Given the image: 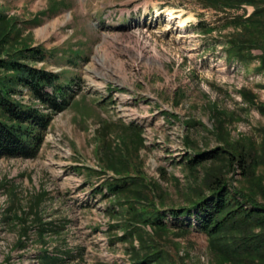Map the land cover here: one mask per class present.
I'll list each match as a JSON object with an SVG mask.
<instances>
[{"label": "rangeland", "instance_id": "obj_1", "mask_svg": "<svg viewBox=\"0 0 264 264\" xmlns=\"http://www.w3.org/2000/svg\"><path fill=\"white\" fill-rule=\"evenodd\" d=\"M254 9L228 13L250 16ZM0 11L17 20L18 40L45 52L35 66L59 74L73 94L37 157L0 158V264H43L46 252L66 264L130 263L132 242L114 238L123 230H109L115 199L98 191L116 176L105 155L124 153L128 174H142L146 195L164 206L188 205L214 174L231 189L264 190V72L258 59H227L225 39L237 30L223 26L229 15L199 0H0ZM200 23L219 30L205 36ZM22 94L32 101L27 89ZM124 125L142 128L140 150ZM191 146L199 153L253 151L252 167L245 173L222 155L189 169ZM41 193L40 216L64 226L60 234L43 236L34 222ZM164 221L165 232L144 230L166 262L235 264L210 248L195 216L167 213Z\"/></svg>", "mask_w": 264, "mask_h": 264}, {"label": "trees", "instance_id": "obj_2", "mask_svg": "<svg viewBox=\"0 0 264 264\" xmlns=\"http://www.w3.org/2000/svg\"><path fill=\"white\" fill-rule=\"evenodd\" d=\"M199 2L204 8L227 15L228 12H238L244 5L255 8L250 16L235 13L223 19V26L233 25L237 29L226 37L223 49L229 62L260 60L258 72H264V0ZM16 27L17 20L0 11V158H35L54 115L69 106L73 94L67 85L61 83L59 74L35 66L37 60L45 58V52L40 47H31L18 40L21 31L15 34ZM199 29L205 36H211L219 27L200 23ZM255 49L261 50L262 54L255 55ZM23 88L30 92L31 102L17 97L23 95ZM259 109L264 113V105ZM122 131L135 136L136 150H140L144 145L142 128L124 125ZM191 149L194 152L187 154L184 161L189 169L222 155H228L230 165L238 163L245 173L252 167L253 151L219 147L199 153L193 146ZM104 157L106 168L113 170L116 176L105 179L98 191L104 198L115 199L108 209L110 217L115 219L109 230H123V235L117 233L114 238L132 242L133 253L129 264H176L172 259L166 262L168 255L145 236L144 229L148 225L154 228V234L169 229L164 221L167 213L175 219L195 216L198 222L196 229L208 237L210 248L226 260H234L235 264H264V201L259 200L260 195L264 199V190L260 191L257 185L251 189H231L223 177L214 174L206 180V190H201L188 205L164 206L146 195L151 194V190L142 174L137 177L128 174L130 160L124 153ZM102 173L100 175H104ZM43 196V193L39 194L34 203V222L40 226L43 236L50 231L60 234L64 226L43 222L40 216ZM192 224L191 221L180 230L188 233ZM135 240L139 242V247L133 244ZM144 249L146 251L142 253ZM42 262L66 264V259L46 252Z\"/></svg>", "mask_w": 264, "mask_h": 264}, {"label": "bare ground", "instance_id": "obj_3", "mask_svg": "<svg viewBox=\"0 0 264 264\" xmlns=\"http://www.w3.org/2000/svg\"><path fill=\"white\" fill-rule=\"evenodd\" d=\"M183 23H185V21H183Z\"/></svg>", "mask_w": 264, "mask_h": 264}]
</instances>
